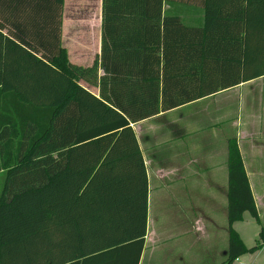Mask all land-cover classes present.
Segmentation results:
<instances>
[{
    "label": "trees",
    "instance_id": "1",
    "mask_svg": "<svg viewBox=\"0 0 264 264\" xmlns=\"http://www.w3.org/2000/svg\"><path fill=\"white\" fill-rule=\"evenodd\" d=\"M164 1L103 0L101 55L82 67L64 0H0V264H139L149 183L131 123L264 74V0H203L202 26ZM228 169L223 264L264 248V225L250 248L233 227L261 222L236 138Z\"/></svg>",
    "mask_w": 264,
    "mask_h": 264
},
{
    "label": "crops",
    "instance_id": "2",
    "mask_svg": "<svg viewBox=\"0 0 264 264\" xmlns=\"http://www.w3.org/2000/svg\"><path fill=\"white\" fill-rule=\"evenodd\" d=\"M203 0H165L164 10L202 26ZM103 0H64L62 44L82 67L100 58ZM99 74H103L99 62ZM80 83L99 95L98 86ZM149 183L139 264H223L229 247V141L236 138L258 208L264 209V74L131 123ZM0 171V193L5 182ZM249 211L233 223L247 247L260 241ZM232 264H264V248Z\"/></svg>",
    "mask_w": 264,
    "mask_h": 264
},
{
    "label": "rangeland",
    "instance_id": "3",
    "mask_svg": "<svg viewBox=\"0 0 264 264\" xmlns=\"http://www.w3.org/2000/svg\"><path fill=\"white\" fill-rule=\"evenodd\" d=\"M261 222H256L255 221V225L258 226L259 229H261V226L264 225V209L261 211Z\"/></svg>",
    "mask_w": 264,
    "mask_h": 264
}]
</instances>
